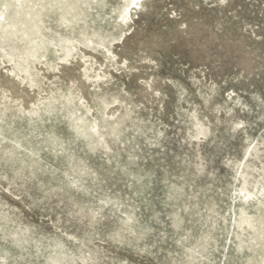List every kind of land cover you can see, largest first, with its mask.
I'll list each match as a JSON object with an SVG mask.
<instances>
[{"label": "rangeland", "instance_id": "obj_1", "mask_svg": "<svg viewBox=\"0 0 264 264\" xmlns=\"http://www.w3.org/2000/svg\"><path fill=\"white\" fill-rule=\"evenodd\" d=\"M105 2L86 19L117 55L93 53L103 82L57 55L40 89L0 65V264H259L237 221L264 190V0H147L123 28ZM70 90L116 131L97 142L58 102L28 113Z\"/></svg>", "mask_w": 264, "mask_h": 264}, {"label": "bare ground", "instance_id": "obj_2", "mask_svg": "<svg viewBox=\"0 0 264 264\" xmlns=\"http://www.w3.org/2000/svg\"><path fill=\"white\" fill-rule=\"evenodd\" d=\"M122 1L124 8L120 12V20L116 21L119 28L134 23L133 11L136 8H144L147 2V0H138V3H134V0ZM94 2L101 6L106 4L105 0H0V65H11L10 71L21 83L29 87L38 86L40 89L45 78L41 70L44 68L48 71L55 70L57 64H54L52 57L57 55L62 61L73 62L76 59L77 62H82L86 81L89 80L93 84L103 82L104 78L111 74L103 69V64L92 55H102L113 64L117 55L111 47L112 43L107 41L99 29L93 30L91 34L86 31V19L91 15L88 8ZM54 13L59 16L58 22L62 28L60 32L56 31V37L52 36L51 30L48 35L45 32L48 30L46 17ZM76 29L80 38L71 35ZM60 97L62 100L57 97H44V101L38 103L28 113L41 116L43 109L56 107L58 102L67 110L77 127L95 138L97 142L105 135L103 131L105 126H108V131L115 132L120 124L121 116L114 117V113L111 116H102L101 119L95 118L94 114L90 117L92 107L81 101L84 97L79 98L72 90ZM9 108L11 105L5 104L3 112ZM257 152L258 149L255 147L250 157ZM251 168L252 164L248 159L241 171L244 181L250 175ZM243 190L246 191V195L240 200L241 213L237 226L242 232L248 230L247 234H251L252 248L261 247L262 256L259 264H264V190L260 196L248 189ZM251 202L253 204H250ZM251 206L261 211L259 219H255V216L248 212ZM244 244L245 240L238 236V248L243 249Z\"/></svg>", "mask_w": 264, "mask_h": 264}, {"label": "snow or ice", "instance_id": "obj_3", "mask_svg": "<svg viewBox=\"0 0 264 264\" xmlns=\"http://www.w3.org/2000/svg\"><path fill=\"white\" fill-rule=\"evenodd\" d=\"M220 2H221V3H224V0H220ZM134 3H138V0H134ZM173 14H174V13H173ZM109 55H111V54H109ZM125 62L127 63V61H125ZM237 127H242V125H239V124H238ZM125 223H128V224L132 223V218L129 217L128 220L125 221Z\"/></svg>", "mask_w": 264, "mask_h": 264}]
</instances>
